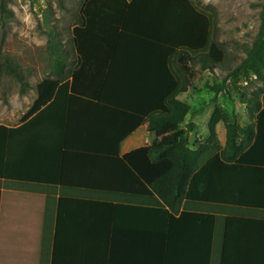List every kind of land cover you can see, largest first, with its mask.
Masks as SVG:
<instances>
[{"label":"trees","instance_id":"1","mask_svg":"<svg viewBox=\"0 0 264 264\" xmlns=\"http://www.w3.org/2000/svg\"><path fill=\"white\" fill-rule=\"evenodd\" d=\"M135 11L136 30L131 22ZM75 19L70 49L54 43L51 75L36 85L37 96L19 125L0 124V182L57 187L64 152L117 158L123 143L147 124L155 141L161 138L144 151L151 178L136 165L138 150L124 159L153 193L136 196L151 205L148 215L131 221L119 212L123 224L113 226L115 214L126 207L109 203L117 212L102 224L110 222L114 232H130L134 224L136 232L158 237L170 234L171 227L185 229L182 233L207 245L205 264H210L221 216V264H226L234 249L229 236L233 218L264 212V106L246 99L257 110L255 126L229 124L221 150L213 135L214 142L196 146L175 133L190 107L176 98L188 86L174 71V59L192 81L193 55H205L213 65L224 58L211 38L210 15L193 0H84ZM261 19L241 69L264 81V4ZM0 73L20 83V94L27 92L28 80L9 58L0 63ZM71 202L83 201L61 196L60 208Z\"/></svg>","mask_w":264,"mask_h":264},{"label":"rangeland","instance_id":"2","mask_svg":"<svg viewBox=\"0 0 264 264\" xmlns=\"http://www.w3.org/2000/svg\"><path fill=\"white\" fill-rule=\"evenodd\" d=\"M83 2L84 0H62L60 6L59 0H0V63L9 58L20 67L30 85L25 94H20V83L13 76L0 73V124L10 127L19 125L37 96L36 85L51 75L55 63L54 43L60 42L59 48L70 49L75 17ZM193 2L210 15L211 38L222 48L224 58L222 63L213 65L205 55H193L196 77L192 81L177 63V57L174 59V71L188 86L187 91L179 93L176 98L190 107L184 123L175 133L177 136L186 135L190 144L196 146L209 142L213 135V140L219 142L221 150L225 146L229 124H236L240 128L255 126L257 110L253 103L245 102L246 99L258 100L264 106V81L257 79L252 72L241 69L242 61L247 57V52L262 28L264 0ZM1 7L7 12H3ZM190 124H193V129H190ZM160 140L157 136L155 141V134L150 133L145 124L125 143L126 150H138L136 165L148 179L151 178L152 170L144 151L153 145V141ZM213 140L210 142H214ZM238 140L241 141L240 134ZM64 158V169H71L74 175L102 173L101 180L105 181L108 175L111 185L112 181H116L115 171L122 169V174L128 177L130 184L136 181V191L141 194L149 191L148 182L137 174L136 178L126 175V167L117 166L110 170L109 166L108 170H104H107V174L102 172L97 164L105 162L103 157L66 153ZM85 160H89L91 165L86 166L83 163ZM119 161L126 166L121 159ZM88 181L91 182L92 178L89 177ZM129 182L118 185L123 189V186L131 188ZM21 264H29L28 258H23Z\"/></svg>","mask_w":264,"mask_h":264},{"label":"crops","instance_id":"3","mask_svg":"<svg viewBox=\"0 0 264 264\" xmlns=\"http://www.w3.org/2000/svg\"><path fill=\"white\" fill-rule=\"evenodd\" d=\"M131 22L135 23L133 27L136 30V11ZM136 132L123 143L121 153L117 157L126 166L117 158L66 151L63 154L57 187L2 180L0 264L19 261L18 264H21L26 257L29 264H205L207 245L204 241L201 242L198 236L192 237L190 233H182L185 229L173 230L171 227L170 234L161 233L158 237V233L146 236L138 230L136 232L134 224L130 232H121L120 229L118 232L110 231V222L102 224L103 218L106 219L110 217V213L117 212L106 205L109 203L126 207L115 214L116 221L111 222L113 226L123 224L118 221L119 212L123 218L131 221L139 219L140 216L146 217L151 205L136 201V196L151 197L153 193L149 186L146 194L136 191V181L130 184L128 177L122 174V169L115 171L116 181H112L111 185L108 175L107 179L102 181V173L74 175L71 169H64V155L71 153L103 157L105 162L97 164L102 168V172L107 174L109 166L110 170L116 169L117 166L126 167V175L136 178V171L124 159L133 151L126 150L125 143L135 136ZM83 163L86 166L91 165L89 160ZM105 169L107 170L104 171ZM89 177L92 178L91 182L88 181ZM96 178L99 180L96 181ZM125 182H129L131 188L123 186V189L118 185ZM61 196L83 202L65 203L62 209ZM93 219L100 221L92 223ZM224 223L223 217L219 216L214 227L210 264H221ZM231 223L229 236L234 240V249L230 251L226 264H264V212L256 216L233 218ZM166 247L169 248L165 249Z\"/></svg>","mask_w":264,"mask_h":264}]
</instances>
